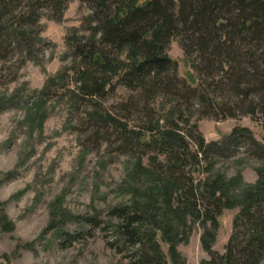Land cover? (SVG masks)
<instances>
[{
  "label": "rangeland",
  "instance_id": "obj_1",
  "mask_svg": "<svg viewBox=\"0 0 264 264\" xmlns=\"http://www.w3.org/2000/svg\"><path fill=\"white\" fill-rule=\"evenodd\" d=\"M42 12L34 50L0 54V264H130L136 249L119 242L114 229L117 220L111 213L116 207H136L135 202L140 208L146 205L142 193L150 183L136 172L138 159L144 168L160 171L165 155L155 145L145 146L151 143L148 135L140 144L126 145L121 131L91 117L94 111L111 114L129 130L145 132L149 122L145 116L154 122L165 118L170 101L160 95L148 100L118 79L103 100L91 104L81 99L78 73L83 68L74 49L93 38L97 28L93 9L82 0H69L58 19ZM99 38L97 34L95 40ZM181 40L180 34L173 35L166 54L177 63L179 79L200 85L194 58L185 56ZM127 55L124 50L119 61L127 62ZM222 94L232 117L218 113L197 96L187 105L188 128L207 145L222 143L234 130L245 129L264 146L261 116L245 113L256 98L249 97L243 109L235 110L238 100L227 91ZM180 126L185 133L187 127ZM196 148L195 142L190 143L191 154ZM199 159L200 164L191 168L190 158L185 169L195 186L217 176L241 177L240 192L256 184L262 167L244 141L229 156ZM239 212L240 208L224 210L215 229L203 219H189L180 229L171 224L182 233L175 247L177 263L170 257V245L161 240L165 220L163 212H157L158 223L152 228L167 264L211 261L202 245L206 234L212 236L207 242L211 252L224 255ZM62 232L74 240L66 243ZM259 264H264V257Z\"/></svg>",
  "mask_w": 264,
  "mask_h": 264
},
{
  "label": "trees",
  "instance_id": "obj_2",
  "mask_svg": "<svg viewBox=\"0 0 264 264\" xmlns=\"http://www.w3.org/2000/svg\"><path fill=\"white\" fill-rule=\"evenodd\" d=\"M68 1L0 0V54L19 49L32 52L42 11L58 19ZM82 1L93 9L92 21L97 28L90 41L78 43L74 49L83 68L78 73L80 98L91 104L103 100L113 90L111 83L118 79L148 100L160 95V99L170 101L165 118L154 122L145 116L149 121L145 132L129 130L111 114L94 111L91 117L121 131L126 145L140 144V139L148 135L151 143H144L145 146L155 145L165 155L160 171L144 168L138 159L136 172L150 183L142 193L147 197L146 205L140 208L135 202L136 207H116L111 213L117 220L114 229L119 242L127 249H136L131 252L130 264H167L152 228L158 223L159 211L165 220L161 240L170 245V257L177 263L175 247L181 241L179 229L185 227V222L203 219L215 229L222 212L234 208H240V212L226 253L213 254L207 243L212 236L206 234L202 245L211 261L204 264H259L264 257V146L245 129L234 130L222 143L207 145L188 128L190 118L184 117L188 102L197 96L218 113L232 117L230 108L221 100L227 91L238 100L235 110L243 109L249 97H255L245 113L253 117L259 114L264 122V0ZM175 34L182 37L185 56L194 58L193 69L201 78L200 85L179 79L177 63L166 54ZM124 50L128 51V60L123 63L119 56ZM182 123L188 128L185 133L181 132ZM240 141L261 161L255 185L240 192L241 177L226 180L217 176L196 186L186 178L190 158L191 168H195L201 162L199 157L207 161L211 156L231 155ZM192 142L197 147L194 154L190 152ZM136 191L141 195L140 190ZM61 238L66 243L74 240L63 232Z\"/></svg>",
  "mask_w": 264,
  "mask_h": 264
}]
</instances>
